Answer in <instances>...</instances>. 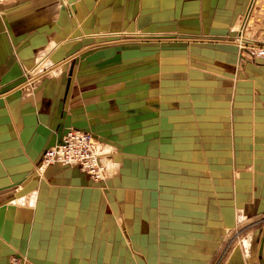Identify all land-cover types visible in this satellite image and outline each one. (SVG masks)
<instances>
[{"label": "rangeland", "instance_id": "rangeland-1", "mask_svg": "<svg viewBox=\"0 0 264 264\" xmlns=\"http://www.w3.org/2000/svg\"><path fill=\"white\" fill-rule=\"evenodd\" d=\"M53 3L75 26L79 0ZM233 32L237 55L207 61L121 26L87 29L82 45H111L71 62L41 59L23 91L64 81L66 114H97L36 162L0 146V264H264V38ZM70 131L90 135L71 147L99 175L57 156Z\"/></svg>", "mask_w": 264, "mask_h": 264}, {"label": "crops", "instance_id": "crops-1", "mask_svg": "<svg viewBox=\"0 0 264 264\" xmlns=\"http://www.w3.org/2000/svg\"><path fill=\"white\" fill-rule=\"evenodd\" d=\"M53 2L17 0L0 5V146L15 159L36 162L49 142L59 140L67 124L77 117L97 114L96 109L66 114L70 88L68 92L64 89V81L58 85L47 80L41 87L23 91L28 89L27 82L36 79L31 75L38 72L41 59L50 67L54 57L63 52H68L65 61L71 62L76 53L111 45L101 41L82 45L87 29L121 26L143 30L153 35L148 41L188 46L187 57L206 61L215 56L237 55L232 42L235 30L261 31L264 38V0H96L89 9L86 0H79L74 12L78 21L73 27L69 21L73 15L66 18ZM72 28L77 29V38L70 44L71 40H67ZM77 42L88 48L70 54L71 45ZM175 56L184 58L183 51ZM66 68V74L71 76L72 68L67 63ZM26 91L29 94L23 93ZM148 120L144 118L143 123ZM4 129H9V134Z\"/></svg>", "mask_w": 264, "mask_h": 264}, {"label": "built area", "instance_id": "built-area-1", "mask_svg": "<svg viewBox=\"0 0 264 264\" xmlns=\"http://www.w3.org/2000/svg\"><path fill=\"white\" fill-rule=\"evenodd\" d=\"M2 1V0H0ZM258 53L259 55H262L264 53V48H260L258 50ZM73 136H81V139L84 138L83 136L85 137H88L89 139V142H88V146L91 147V137L89 134L87 133H80V132H73V131H70V132H67L64 136H63V139H62V142L60 144H57L56 145V152H57V156L59 158L62 159V161L66 162V163H69V164H76L78 166L81 167L82 170L86 171L87 173H89L90 175H94V172L93 169H91V167H95L98 166V170L95 172L99 175L98 171L101 170V168L103 169V166H101L99 160H98V157L97 155H94L91 163L88 165L89 167H87V164L84 163V155H81V154H78L75 150V148L71 147V143L72 142V137ZM77 149V148H76ZM63 151H69V154L67 155V157H63ZM60 152V154H59ZM51 159L53 157H50Z\"/></svg>", "mask_w": 264, "mask_h": 264}, {"label": "bare ground", "instance_id": "bare-ground-1", "mask_svg": "<svg viewBox=\"0 0 264 264\" xmlns=\"http://www.w3.org/2000/svg\"><path fill=\"white\" fill-rule=\"evenodd\" d=\"M59 154H60V152H59ZM100 171V170H99Z\"/></svg>", "mask_w": 264, "mask_h": 264}]
</instances>
